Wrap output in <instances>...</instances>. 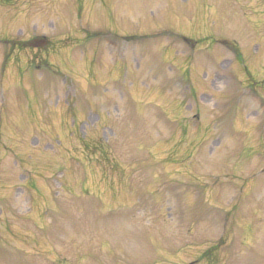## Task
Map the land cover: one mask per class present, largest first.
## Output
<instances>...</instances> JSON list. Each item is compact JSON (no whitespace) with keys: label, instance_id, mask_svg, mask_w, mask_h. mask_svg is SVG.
I'll return each instance as SVG.
<instances>
[{"label":"rangeland","instance_id":"374dc122","mask_svg":"<svg viewBox=\"0 0 264 264\" xmlns=\"http://www.w3.org/2000/svg\"><path fill=\"white\" fill-rule=\"evenodd\" d=\"M0 264H264V0H0Z\"/></svg>","mask_w":264,"mask_h":264},{"label":"trees","instance_id":"16d2710c","mask_svg":"<svg viewBox=\"0 0 264 264\" xmlns=\"http://www.w3.org/2000/svg\"><path fill=\"white\" fill-rule=\"evenodd\" d=\"M35 40H36V41H35V47H36V48H39V47H41V46H42L43 48L46 47L47 42H46L45 39H35ZM31 42H32V41H31ZM31 42H30V43H31ZM30 43L27 45L28 47H29V46H30V47L34 46V45L31 46ZM24 45H25V44H24Z\"/></svg>","mask_w":264,"mask_h":264}]
</instances>
